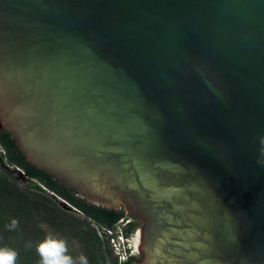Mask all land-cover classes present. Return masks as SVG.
Wrapping results in <instances>:
<instances>
[{
	"label": "water",
	"instance_id": "1",
	"mask_svg": "<svg viewBox=\"0 0 264 264\" xmlns=\"http://www.w3.org/2000/svg\"><path fill=\"white\" fill-rule=\"evenodd\" d=\"M0 131L137 264H264V0H0Z\"/></svg>",
	"mask_w": 264,
	"mask_h": 264
},
{
	"label": "trees",
	"instance_id": "2",
	"mask_svg": "<svg viewBox=\"0 0 264 264\" xmlns=\"http://www.w3.org/2000/svg\"><path fill=\"white\" fill-rule=\"evenodd\" d=\"M0 248L17 253L15 264H40L37 245L45 239L61 240L66 255L79 264H119L104 229L117 227L125 218L123 211L96 207L78 198L52 176L36 169L18 152L10 135L0 131ZM7 161V164L4 162ZM13 167V169L11 168ZM20 168L31 181H23L14 173ZM67 201L76 211L65 207ZM15 220V227L11 222ZM127 237L138 227L135 220L120 224ZM132 255L122 264H137Z\"/></svg>",
	"mask_w": 264,
	"mask_h": 264
},
{
	"label": "clouds",
	"instance_id": "3",
	"mask_svg": "<svg viewBox=\"0 0 264 264\" xmlns=\"http://www.w3.org/2000/svg\"><path fill=\"white\" fill-rule=\"evenodd\" d=\"M16 221L11 222L15 227ZM40 256V264H75L72 257L66 255L65 243L61 240L45 239L36 248ZM17 253L11 249L0 248V264H15ZM79 264H88L87 258L79 257Z\"/></svg>",
	"mask_w": 264,
	"mask_h": 264
},
{
	"label": "built area",
	"instance_id": "4",
	"mask_svg": "<svg viewBox=\"0 0 264 264\" xmlns=\"http://www.w3.org/2000/svg\"><path fill=\"white\" fill-rule=\"evenodd\" d=\"M3 154H5L3 150ZM12 168V167H11ZM123 221L120 222V224ZM113 229H104L111 249L119 264L125 263L134 255L130 245V238L126 236L121 225Z\"/></svg>",
	"mask_w": 264,
	"mask_h": 264
},
{
	"label": "flooded vegetation",
	"instance_id": "5",
	"mask_svg": "<svg viewBox=\"0 0 264 264\" xmlns=\"http://www.w3.org/2000/svg\"><path fill=\"white\" fill-rule=\"evenodd\" d=\"M128 219H129V218L125 217V218H123L121 221H123L124 224H127V220H128ZM124 221H126V222H124Z\"/></svg>",
	"mask_w": 264,
	"mask_h": 264
},
{
	"label": "rangeland",
	"instance_id": "6",
	"mask_svg": "<svg viewBox=\"0 0 264 264\" xmlns=\"http://www.w3.org/2000/svg\"><path fill=\"white\" fill-rule=\"evenodd\" d=\"M0 153H2L3 154V148L0 146ZM5 164H7V161H5L4 162ZM124 222H126V221H124ZM124 224V223H123Z\"/></svg>",
	"mask_w": 264,
	"mask_h": 264
}]
</instances>
